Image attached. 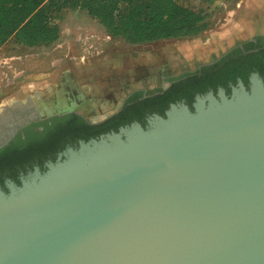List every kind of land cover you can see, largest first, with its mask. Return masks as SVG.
I'll return each instance as SVG.
<instances>
[{"label":"water","instance_id":"water-1","mask_svg":"<svg viewBox=\"0 0 264 264\" xmlns=\"http://www.w3.org/2000/svg\"><path fill=\"white\" fill-rule=\"evenodd\" d=\"M23 104L0 138L35 117ZM63 155L0 187V264H264L258 77Z\"/></svg>","mask_w":264,"mask_h":264},{"label":"flooded vegetation","instance_id":"flooded-vegetation-1","mask_svg":"<svg viewBox=\"0 0 264 264\" xmlns=\"http://www.w3.org/2000/svg\"><path fill=\"white\" fill-rule=\"evenodd\" d=\"M256 6L259 9L256 8L255 12L259 10V15H261L264 12V1L257 0ZM254 17H256V14ZM249 25L252 27V23ZM239 49L244 55L264 53V32H261L260 29H253L252 36L247 39L236 40L235 44L228 48L227 51L216 57L213 56L208 61H196L192 68H184L190 66V63L181 59L183 57L181 54H179V57H175L171 52L165 51L161 53L162 55L156 64L150 62L140 64L137 70L130 72L127 79L121 78L118 84L117 81H114L115 79L111 80V78L108 79L107 83H102L100 80L99 82L90 81L88 78L81 77L83 79L81 82L78 77L72 76L74 72L63 70L59 72L56 81H46L45 86L42 88H28L24 93L20 94L17 92L16 86H11L6 90L5 96L0 91V108L17 103H25L31 105L32 108H26L22 112H27L30 115L36 112L35 117L30 121L14 131L8 130L7 135L0 138V155L6 148L8 152H12L13 150L26 147L27 142L38 139L37 133L45 131L48 126L50 128L46 131L48 135L57 129L62 135V144L54 148L53 152L50 151L43 155L41 159L35 158L9 165L0 164L1 189L9 192L10 183L21 185L23 180L34 172L36 168H39L42 172L46 171L51 162L57 161L61 156L64 157L63 153L67 149L71 147L77 149L81 142L100 138L107 133L118 132L121 127L136 122L146 127L149 124V120L155 115L166 116V112L172 105L186 104L193 111L199 98H205L210 93L219 98L222 90L227 96H231L234 89L239 88L241 83L247 90H250L255 77L261 79L264 84V67L262 71L254 70L251 72L247 81L241 78H237L236 81H229L228 87L217 85L216 89L208 87L202 91L201 87L206 85L197 83L192 79L196 76H201L205 67L216 64L227 53ZM92 84L99 86L102 93L95 94L89 89ZM110 86L116 87L108 89ZM60 88L66 89V95L70 99L69 103L74 100L76 105H74L72 110H66L62 113L55 111L54 113L41 114L38 106L42 102H47L52 106L57 103V90ZM171 89H173L172 98L169 99V96H167L168 98L162 96L166 95ZM80 90L85 93V98L79 97L81 94ZM83 106H87V109L82 108ZM53 108L55 107L53 106ZM97 111L101 115L94 117ZM122 112L134 114L129 123H126L127 121L123 118H116L119 115L121 117ZM11 113L13 117L14 114L13 112ZM138 113H142V121L136 117ZM17 114H19V111ZM120 120L125 122L122 121L120 123ZM11 122L12 118H9L5 124ZM113 123L118 125L117 131L109 126V124Z\"/></svg>","mask_w":264,"mask_h":264},{"label":"rangeland","instance_id":"rangeland-1","mask_svg":"<svg viewBox=\"0 0 264 264\" xmlns=\"http://www.w3.org/2000/svg\"><path fill=\"white\" fill-rule=\"evenodd\" d=\"M252 2L256 6L257 0ZM188 3L195 8H203L207 13L209 26L205 31L188 38L139 44L110 35L86 10L66 9L58 20L61 37L52 45L29 47L11 39L0 48V91L5 96L11 86H16L20 94L28 88H42L46 81H56L63 70L74 72L72 76L78 77L81 82L82 78H88L107 83L111 78L118 84L140 64H156L165 51L175 57L181 54V59L190 63L184 68H192L196 61H208L227 51L236 40L247 39L253 34V28L248 23V0H214L212 3L188 0ZM89 89L95 94L102 93L96 84L90 85ZM80 92L79 97L85 98V93ZM66 93L65 88L57 90L62 104L74 103V100L69 103ZM82 108L87 109V106ZM100 115L97 111L94 117Z\"/></svg>","mask_w":264,"mask_h":264},{"label":"trees","instance_id":"trees-1","mask_svg":"<svg viewBox=\"0 0 264 264\" xmlns=\"http://www.w3.org/2000/svg\"><path fill=\"white\" fill-rule=\"evenodd\" d=\"M200 1L212 3L214 0ZM66 9L86 10L110 35L131 44L188 38L202 33L209 26L205 10L195 8L188 0H0V48L11 39L29 47L52 45L61 36L58 20ZM263 67V52L244 55L240 49L233 50L216 64L205 67L201 76L192 79L207 86L201 87L202 91L208 87L216 89L217 85L227 86L229 81L237 78L247 81L251 72L262 71ZM172 91L162 96L170 99ZM132 115L122 112L121 117L116 118L129 123ZM136 117L143 120L142 113ZM109 126L118 130L114 123ZM47 129L49 126L37 133L38 139L27 142L26 147L12 152L6 148L0 155V164L41 159L60 146L62 135L59 129L49 135Z\"/></svg>","mask_w":264,"mask_h":264},{"label":"bare ground","instance_id":"bare-ground-1","mask_svg":"<svg viewBox=\"0 0 264 264\" xmlns=\"http://www.w3.org/2000/svg\"><path fill=\"white\" fill-rule=\"evenodd\" d=\"M62 99H60L58 97V101L57 103H52L54 104L53 106L55 108H53L52 105H49L47 102H42L38 107H39V111L41 114H44V113H51L55 110H69V109H72L74 107V103H71V104H62ZM8 103V102H7ZM43 104V105H42ZM19 108L21 109H26L27 107L24 106V104L22 106H20ZM9 118H12V113L10 111H0V127L4 124V123H7V121L9 120Z\"/></svg>","mask_w":264,"mask_h":264},{"label":"crops","instance_id":"crops-1","mask_svg":"<svg viewBox=\"0 0 264 264\" xmlns=\"http://www.w3.org/2000/svg\"><path fill=\"white\" fill-rule=\"evenodd\" d=\"M262 1H264V0H262ZM252 3H253L252 0H248V5L250 6V10L248 13L249 21H250V23H252V28L254 30L260 29L261 32H264V12L261 13V15H259V10H258V12H255L256 8L259 9V7L253 6ZM255 14H256V17H254Z\"/></svg>","mask_w":264,"mask_h":264}]
</instances>
